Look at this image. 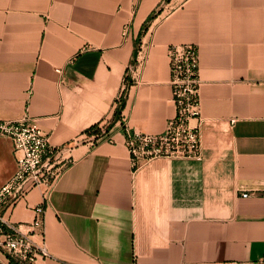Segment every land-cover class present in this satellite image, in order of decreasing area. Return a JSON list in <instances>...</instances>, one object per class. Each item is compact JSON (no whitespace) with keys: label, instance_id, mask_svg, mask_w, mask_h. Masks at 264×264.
<instances>
[{"label":"crops","instance_id":"obj_1","mask_svg":"<svg viewBox=\"0 0 264 264\" xmlns=\"http://www.w3.org/2000/svg\"><path fill=\"white\" fill-rule=\"evenodd\" d=\"M176 42L199 49L203 158L136 168L122 121L166 128ZM25 113L71 157L5 209L43 205L37 264H264V0H0V119ZM16 169L0 135V187Z\"/></svg>","mask_w":264,"mask_h":264},{"label":"built area","instance_id":"obj_2","mask_svg":"<svg viewBox=\"0 0 264 264\" xmlns=\"http://www.w3.org/2000/svg\"><path fill=\"white\" fill-rule=\"evenodd\" d=\"M170 83L175 114L167 121L161 132L133 130L122 121L125 143L134 167H140L158 157L203 158L199 49L193 42L171 43L168 47ZM61 71V67H57ZM125 79L123 91L127 88ZM197 119L196 123H192ZM0 135L13 140L17 157L14 175L0 187V264H37L38 258L52 256L45 243L44 207L36 205L32 222L17 223L7 217L5 209L23 198L39 184L51 185L62 170L71 162L66 156V146L52 144L50 134L37 118L25 113L17 119H0ZM112 140L107 131L91 133V140ZM30 230L43 236L36 242Z\"/></svg>","mask_w":264,"mask_h":264},{"label":"trees","instance_id":"obj_3","mask_svg":"<svg viewBox=\"0 0 264 264\" xmlns=\"http://www.w3.org/2000/svg\"><path fill=\"white\" fill-rule=\"evenodd\" d=\"M125 90H126V89H125ZM125 90L123 91V93H122V95H121V97H120V99H119V101H118V104H117V106H116V109H115V116H119V115L121 114L122 108L125 106V95H124ZM109 126H110V124H108L104 130L107 131L108 128H109ZM88 131H89L90 133H97V134H100L101 131H102V129H101V127H100L99 124H95V125H93L92 127H90Z\"/></svg>","mask_w":264,"mask_h":264}]
</instances>
